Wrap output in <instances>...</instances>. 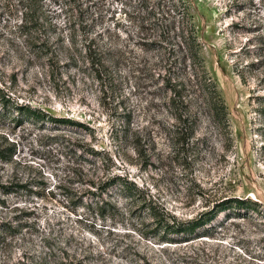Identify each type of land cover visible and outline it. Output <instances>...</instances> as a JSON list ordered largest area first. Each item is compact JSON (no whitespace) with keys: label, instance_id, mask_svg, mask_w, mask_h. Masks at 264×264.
<instances>
[{"label":"rangeland","instance_id":"obj_1","mask_svg":"<svg viewBox=\"0 0 264 264\" xmlns=\"http://www.w3.org/2000/svg\"><path fill=\"white\" fill-rule=\"evenodd\" d=\"M16 2L0 0V264H264V0H186L201 37L186 63L181 53L167 61L162 49L128 42L144 0H42L53 66L31 56ZM73 37L134 58L109 62L97 79L71 60ZM195 62L216 80L228 124L199 108L196 138L183 147L171 138L163 81L149 69L166 66L182 79ZM14 102L62 121H33ZM112 175L178 218L226 197L252 199L257 209L221 212L211 237L162 243L149 211L115 190L104 198L123 216L102 214V197L89 189Z\"/></svg>","mask_w":264,"mask_h":264},{"label":"trees","instance_id":"obj_2","mask_svg":"<svg viewBox=\"0 0 264 264\" xmlns=\"http://www.w3.org/2000/svg\"><path fill=\"white\" fill-rule=\"evenodd\" d=\"M16 1L14 8L17 12H21L17 27L23 42L32 57L46 58L53 66L58 59L51 50L53 42L46 35L42 0ZM67 1L70 4L76 3V0ZM143 10L137 30L127 33L128 42H132L143 51L149 47L162 49L167 61L180 57L181 53V59L186 63L189 57L197 55L201 48V37L186 0H144ZM69 44L75 51H78L71 56V60L76 64L79 62L88 64L97 79L101 80L107 74L109 62L123 63L134 58L128 56L132 51L124 50V48L122 50L120 46L113 43L102 45L96 38H86L79 45L77 38L73 37L69 39ZM103 47H106L105 50ZM109 57L112 59L109 60ZM196 66L198 65L195 62L193 71L187 72L190 73L187 74L189 77L182 79L168 76L166 66L154 63L149 69V75L156 80L154 82L163 81V86L158 88L165 94L164 106L174 119L171 124V138L176 145L183 147L190 145L191 141L196 138L199 108H208L221 125L228 124L226 119L228 107L218 89L216 80L205 66L201 65L198 68ZM9 102L10 100L4 99L3 104L8 107ZM13 104L17 105L23 115L29 116L33 121L50 118L62 121V119L50 116L39 107L18 102ZM63 121L70 120L64 119ZM5 155L0 151L2 158ZM91 184L95 189H89V191L102 197L101 201H95L102 214L112 210L117 211L118 214L121 213L115 203L104 198L109 196L112 190H115L117 195L126 197L132 205L141 203V207L145 211L148 210L149 215L154 218L153 236L158 237L162 243H182L202 237H211L213 236V224L221 212L229 211L238 215L241 211L257 209V204L252 199L226 197L216 201L212 208L200 212L196 217L183 219L170 214L160 206L157 207L158 205L154 204L153 200L147 198L142 188L124 176L112 175L104 181L100 180L99 183L92 181ZM121 215L123 216V213Z\"/></svg>","mask_w":264,"mask_h":264}]
</instances>
